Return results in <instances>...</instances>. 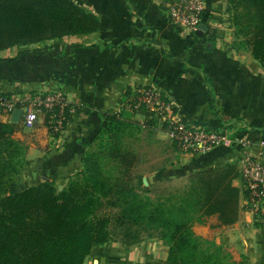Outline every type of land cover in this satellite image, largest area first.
I'll list each match as a JSON object with an SVG mask.
<instances>
[{
	"label": "crops",
	"instance_id": "crops-1",
	"mask_svg": "<svg viewBox=\"0 0 264 264\" xmlns=\"http://www.w3.org/2000/svg\"><path fill=\"white\" fill-rule=\"evenodd\" d=\"M95 14L99 28L89 34L50 39L0 50V91L17 96L60 89L77 107L62 145H56L39 113L32 128L23 126L14 137L26 146L24 168L15 176L11 192L44 180L61 189L81 168V156L93 145L106 113L144 121V113L127 108L138 88L151 87L163 94L191 126L225 130L230 142L207 151L182 154L164 128L155 124L158 142L176 159L143 176V184L165 181L183 187L191 173L219 163H239L243 152L264 163V69L250 48L239 44L225 12L227 0H205L202 35L174 25L168 6L174 0H72ZM11 114L0 115L10 121ZM239 141L246 142L245 147ZM233 183L241 187L237 177ZM181 187V188H182ZM179 188V187H177ZM193 222L200 236L222 245L233 259L264 264V216L257 219L244 196L239 199L236 222L210 227ZM164 240L142 241L126 249L120 242L92 248L84 264H165Z\"/></svg>",
	"mask_w": 264,
	"mask_h": 264
},
{
	"label": "trees",
	"instance_id": "trees-1",
	"mask_svg": "<svg viewBox=\"0 0 264 264\" xmlns=\"http://www.w3.org/2000/svg\"><path fill=\"white\" fill-rule=\"evenodd\" d=\"M225 12L239 44L264 69V0H227ZM98 28L97 16L72 0H0V50ZM141 111L142 124L106 113L81 168L61 189L44 180L15 193L26 146L14 137L19 122L0 119V264H84L97 245L118 241L129 249L147 240L167 243L165 264H250L192 229L210 216H216L213 227L236 222L240 196L248 195L233 183L236 164L191 173L182 188L166 194L152 191L133 173V143L159 119Z\"/></svg>",
	"mask_w": 264,
	"mask_h": 264
},
{
	"label": "built area",
	"instance_id": "built-area-1",
	"mask_svg": "<svg viewBox=\"0 0 264 264\" xmlns=\"http://www.w3.org/2000/svg\"><path fill=\"white\" fill-rule=\"evenodd\" d=\"M204 4L205 0H174L168 6L170 21L178 27L197 31L201 24ZM126 104L131 111L143 109L157 115L159 124L165 125L163 127L168 138L182 154L204 152L231 141L225 130L211 131L189 125L183 117L173 113V107L167 98L151 87L138 88ZM18 108L22 110V123L27 128L34 126L39 113L44 116L49 113L45 124L58 146L62 145L60 138L65 134L66 127L77 110L76 106L66 100L60 89L28 92L18 97L0 91V115H9ZM239 145L245 147L247 144L239 141ZM237 169L238 178L248 192L246 199L249 207L259 219L264 216V163L243 152Z\"/></svg>",
	"mask_w": 264,
	"mask_h": 264
},
{
	"label": "rangeland",
	"instance_id": "rangeland-1",
	"mask_svg": "<svg viewBox=\"0 0 264 264\" xmlns=\"http://www.w3.org/2000/svg\"><path fill=\"white\" fill-rule=\"evenodd\" d=\"M158 141L156 140L155 133L153 131H142L139 139L134 141L133 146L138 152V161L133 169L134 174H141L143 178V176L151 175V172H153L154 170H157L161 167H166V165L169 162H172V160L176 159L175 153L173 151H170V148H168L165 143H161ZM133 180H134L133 182L136 181L134 178ZM181 187H182L181 184H177V182L175 183L171 181L168 182L167 184L163 180L161 182L160 181L153 182L150 188L152 189V191H155L156 193L161 192L159 194H166L169 191L180 189ZM156 193L152 192L149 195L150 197H154ZM213 224L215 223L212 222L210 224V227H213L212 226ZM192 229L197 235H200L199 234L200 232L209 233V231H207L206 229H202L200 231L195 230L193 227ZM223 249L227 251L224 247ZM244 257L245 256H242L238 260H241Z\"/></svg>",
	"mask_w": 264,
	"mask_h": 264
},
{
	"label": "water",
	"instance_id": "water-1",
	"mask_svg": "<svg viewBox=\"0 0 264 264\" xmlns=\"http://www.w3.org/2000/svg\"><path fill=\"white\" fill-rule=\"evenodd\" d=\"M205 25L200 24L199 29L196 31L197 34L202 35V32L205 30ZM22 116V110L21 109H14L11 112L10 122H19Z\"/></svg>",
	"mask_w": 264,
	"mask_h": 264
}]
</instances>
